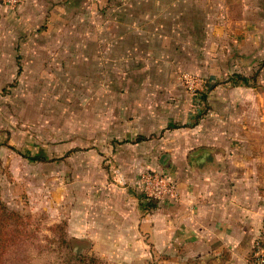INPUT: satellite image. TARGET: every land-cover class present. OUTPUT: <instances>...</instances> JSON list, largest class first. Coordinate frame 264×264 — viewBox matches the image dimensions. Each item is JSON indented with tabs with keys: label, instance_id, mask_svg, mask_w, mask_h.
I'll return each mask as SVG.
<instances>
[{
	"label": "crops",
	"instance_id": "1",
	"mask_svg": "<svg viewBox=\"0 0 264 264\" xmlns=\"http://www.w3.org/2000/svg\"><path fill=\"white\" fill-rule=\"evenodd\" d=\"M33 1L36 0H26L16 9L0 3V65L31 64L36 59L37 42L35 50L29 51L21 39L11 37L12 33L23 31L17 21L28 19L29 15L31 19L36 18L29 11L34 6ZM121 1L127 8L120 9L116 4V9H110L113 17L110 23L115 33L109 43L96 44V59H104L103 48L112 49L110 56L115 68L110 75L126 80L127 87L110 90L111 97L115 98L106 111L109 114L106 122L111 124V130L108 136L96 139V145H100L103 152L95 148V151L87 150L78 155L85 161L79 171L88 174L99 171L102 186L94 179L97 185L91 188L92 178L82 175L79 204L70 208L68 214L69 236L72 240L87 242L97 255L117 258L123 263L150 264L148 261L157 258L159 264H250L253 243L264 226V139L261 136L264 101L259 91L264 83V28L262 24L259 28L246 23L247 4L245 0L243 4L238 0L243 16L235 21L239 26L233 45L239 52L242 68L251 73L231 72L232 59L224 60L221 62L223 75H230L232 86H243L237 92L229 87L208 95L211 105L217 106L215 94L222 98V102L217 103L221 105V114L227 118L238 109L240 130L250 127L245 119L254 113L253 126L260 136L217 137L212 125L203 128L198 122L189 131L191 137L187 141L169 146L166 134L164 138L153 140L150 135L160 134L172 124L184 126L185 120L195 116L189 106H181L179 110L171 107L170 117L166 116L168 108L163 97L178 96L180 92L170 87L172 84L164 87L157 78L170 82L179 62L174 63L170 73L162 75L159 71L167 62H175V55L183 56V50H188L191 57L193 51L199 53L196 63H204L200 58L203 43L208 42L214 0H205V10L198 3L202 0ZM71 2L68 0V6ZM224 5L229 33L232 30L230 0H224ZM119 15L121 19L117 20ZM250 31H253L252 36L247 35ZM117 46L124 50L115 52ZM84 47L85 42H82L79 50ZM124 67L126 71L121 72ZM251 79L255 82L254 88L250 86ZM131 81H137L138 85H131ZM235 93H239V98L234 104ZM183 102L184 99L179 104ZM215 105L210 110L212 115L207 117L209 121L220 112ZM183 129L176 132L186 134ZM137 136L144 139L135 141ZM225 140L236 146L254 145L257 151H218L216 147ZM204 146L214 152L199 151L194 158L191 156V163L180 164L175 170L172 165L163 167L170 170L176 182V201L146 202L136 185V175L144 169L140 170L137 162H147L145 166H149L167 152L177 160L187 161L191 149L199 150ZM71 159L66 160L68 175L73 169ZM108 174L114 181L106 185L103 178L109 177Z\"/></svg>",
	"mask_w": 264,
	"mask_h": 264
},
{
	"label": "rangeland",
	"instance_id": "2",
	"mask_svg": "<svg viewBox=\"0 0 264 264\" xmlns=\"http://www.w3.org/2000/svg\"><path fill=\"white\" fill-rule=\"evenodd\" d=\"M70 1L72 2L69 6L68 0L33 1V8L28 10L36 18L31 19L27 10L30 18L17 21L23 30L22 33L18 30L12 33L11 37L15 40L21 39L29 51L35 50L34 45L37 42L36 59L31 64L0 65V202L8 211L24 219L29 218L32 223L30 229L34 235L31 242L13 247L4 259H0V264H66L60 254V234L53 232L54 228L62 227L61 232L65 230L70 238L68 214L70 208L79 204L82 175L92 178L93 189L97 185L94 179L98 180L99 177V171H92L90 174L79 171L80 164L85 161L78 155L87 150L95 151V148L98 152H103L101 146L96 145V139L108 136L111 130V124L106 122L109 115L106 113L107 108L115 99L111 97L110 90L127 87L126 80L115 77V74L110 75L111 69L115 68L110 56L112 49L103 48L104 59H96V44L101 41L103 44L109 43L110 36L115 33L110 23L113 18L110 9H116L119 5L120 9L125 10V2ZM241 1L243 4V0ZM198 3L205 10L207 2L202 0ZM245 3L246 23L257 25L259 28L262 24L264 28V0H245ZM223 5L224 0H214L215 12L212 18L209 17L208 42L203 43V55L200 58L204 63H196L199 53L193 51L191 57L188 50H183V56L175 55L176 61L167 62L159 71L162 75L165 72L170 73L174 63L179 62L176 71L172 72L170 82L166 83L158 78L157 80L164 87L172 84L170 87L180 92L178 96L163 97L168 108L166 116L170 117V112L173 109L179 110L181 106H189L193 112L191 114L195 117L185 120L184 126L181 123L172 124L184 128L186 134L177 133L179 128L168 129V126L160 134H151L150 139L164 138L166 134L169 136L166 139L169 146H179L191 137L189 131L198 122L203 128H210L212 125L216 129L217 137H238L241 134L250 138L260 136L253 126L256 119L254 113L245 119L246 125L250 127L240 130L237 127L240 120L238 109L227 118L221 114V105L218 106L217 103L222 102V98L217 97L216 89L226 91L230 87V90L237 92L243 86H232L230 75L222 73L221 62L231 58V72L251 73L244 66L242 68L239 52L234 50L233 45L237 41L234 37L238 36L239 26L235 21L243 16L242 6L239 8L238 0H230L229 18L232 21V30L227 33V16L223 12ZM173 9L177 10L176 6H173ZM121 16L119 15L117 20L121 19ZM252 33L253 31L247 32V35L252 36ZM82 42H85V47L79 50ZM122 50L124 48L120 46L115 48V52ZM125 69L121 68V72H125ZM184 75L191 77L190 84H187ZM251 81L250 86L254 88L255 82L252 79ZM137 83L130 82L131 85H138ZM261 88L259 91L262 92L264 101V83ZM214 91L220 112L214 114L213 121H209L207 117L212 115L210 110L215 104L211 105L208 95ZM238 98L239 93H235L232 98L235 99L234 104L238 102ZM183 99L185 102L180 105ZM171 107L174 108L171 110ZM261 136L264 139V120ZM140 137L143 136H137L135 141ZM216 148L218 151L232 153L257 151L254 145L236 146L228 144L226 140ZM199 151L204 154L214 152L211 147L204 146L199 150L191 149L187 161L177 160L167 152L159 160L150 162L152 165L145 166L147 162H137L140 170L144 168L136 175L137 187L140 189L142 174L167 171L166 173L172 176L170 170H164L163 167L172 165L175 170L180 164L187 166ZM262 151L264 152V145ZM35 157L43 159L34 160ZM68 159H71L75 166H72L69 175L66 173ZM194 163H198V160H194ZM108 175L109 177L103 178L106 185L114 181L111 175ZM98 185L102 186L99 180ZM50 240L55 242L51 243ZM72 241L77 250L88 248L87 255L93 254L102 264H130L120 262L117 258L97 255L87 242ZM148 263L159 264L157 258Z\"/></svg>",
	"mask_w": 264,
	"mask_h": 264
},
{
	"label": "trees",
	"instance_id": "3",
	"mask_svg": "<svg viewBox=\"0 0 264 264\" xmlns=\"http://www.w3.org/2000/svg\"><path fill=\"white\" fill-rule=\"evenodd\" d=\"M179 127L170 125L168 129H177ZM143 139L139 138L138 140ZM34 159L39 160L43 158L35 157ZM31 224L29 218L24 219L16 213L8 211L0 202V259H4L13 247L16 248L20 244L29 243L32 239L34 240L33 232L30 229ZM61 230L62 227L57 226L53 232L60 234L58 244L64 263L66 261V264H102L101 260L93 256V254H91L92 256L87 255L86 250L88 248L77 250L72 239L68 237L67 232L64 230L62 233ZM249 262L252 264L251 255Z\"/></svg>",
	"mask_w": 264,
	"mask_h": 264
},
{
	"label": "built area",
	"instance_id": "4",
	"mask_svg": "<svg viewBox=\"0 0 264 264\" xmlns=\"http://www.w3.org/2000/svg\"><path fill=\"white\" fill-rule=\"evenodd\" d=\"M26 0H0L8 8L16 9ZM183 78L187 84L192 82L188 75ZM140 189L147 201H176L178 188L174 178L163 172H147L142 174L140 181ZM252 264H264V226L262 227L259 236L255 239L251 251Z\"/></svg>",
	"mask_w": 264,
	"mask_h": 264
}]
</instances>
